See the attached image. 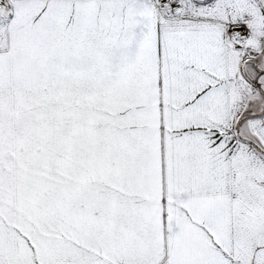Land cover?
<instances>
[{
	"label": "snow or ice",
	"instance_id": "1",
	"mask_svg": "<svg viewBox=\"0 0 264 264\" xmlns=\"http://www.w3.org/2000/svg\"><path fill=\"white\" fill-rule=\"evenodd\" d=\"M0 264H264V0H0Z\"/></svg>",
	"mask_w": 264,
	"mask_h": 264
}]
</instances>
